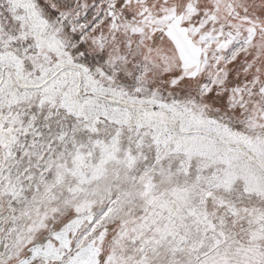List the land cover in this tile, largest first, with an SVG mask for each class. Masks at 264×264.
<instances>
[{
  "label": "snow or ice",
  "instance_id": "6c2138e0",
  "mask_svg": "<svg viewBox=\"0 0 264 264\" xmlns=\"http://www.w3.org/2000/svg\"><path fill=\"white\" fill-rule=\"evenodd\" d=\"M0 264H264V0H0Z\"/></svg>",
  "mask_w": 264,
  "mask_h": 264
}]
</instances>
